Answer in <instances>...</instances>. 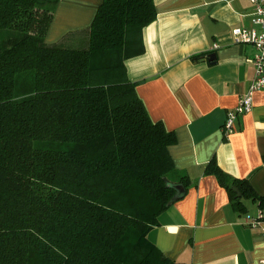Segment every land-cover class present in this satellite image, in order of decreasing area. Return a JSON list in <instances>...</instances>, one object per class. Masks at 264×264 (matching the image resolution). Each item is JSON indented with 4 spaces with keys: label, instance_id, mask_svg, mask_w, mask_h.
<instances>
[{
    "label": "trees",
    "instance_id": "trees-1",
    "mask_svg": "<svg viewBox=\"0 0 264 264\" xmlns=\"http://www.w3.org/2000/svg\"><path fill=\"white\" fill-rule=\"evenodd\" d=\"M59 2L0 0V264H183L149 234L189 178L175 180L177 137L126 66L156 4L103 0L89 28L49 44ZM207 173L237 211L242 199L264 210L248 179L215 160Z\"/></svg>",
    "mask_w": 264,
    "mask_h": 264
},
{
    "label": "crops",
    "instance_id": "crops-1",
    "mask_svg": "<svg viewBox=\"0 0 264 264\" xmlns=\"http://www.w3.org/2000/svg\"><path fill=\"white\" fill-rule=\"evenodd\" d=\"M103 0H60L46 41L89 28ZM157 19L143 31L145 52L126 61L127 74L151 118L174 132L169 148L175 180L189 178L185 196L164 211L149 234L169 259L183 264H263L264 232L248 221L264 213L207 173L215 160L231 180L248 179L264 196V90L225 135L228 113L254 81L256 50L236 44L235 28L253 29L249 0H154ZM215 59L209 61V56Z\"/></svg>",
    "mask_w": 264,
    "mask_h": 264
},
{
    "label": "built area",
    "instance_id": "built-area-1",
    "mask_svg": "<svg viewBox=\"0 0 264 264\" xmlns=\"http://www.w3.org/2000/svg\"><path fill=\"white\" fill-rule=\"evenodd\" d=\"M249 1L254 10L252 13L254 28H235L232 35L236 44H249L255 48L256 54L252 62L256 66V74L248 92L240 99L238 106L228 113L224 125L226 136L235 132V125L239 117L252 110L254 93L264 90V0ZM248 224L252 228H262L264 232V213L260 212L256 218L249 219Z\"/></svg>",
    "mask_w": 264,
    "mask_h": 264
},
{
    "label": "water",
    "instance_id": "water-1",
    "mask_svg": "<svg viewBox=\"0 0 264 264\" xmlns=\"http://www.w3.org/2000/svg\"><path fill=\"white\" fill-rule=\"evenodd\" d=\"M215 58V55H210L208 59L212 62ZM174 188L177 190L178 195L172 200V203H174L178 199V196L185 191V187L183 185H175ZM233 190L238 193V197H242V194L239 192L238 188L233 187Z\"/></svg>",
    "mask_w": 264,
    "mask_h": 264
}]
</instances>
